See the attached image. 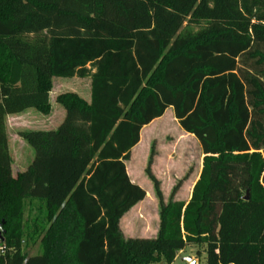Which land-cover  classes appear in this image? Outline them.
<instances>
[{
	"label": "trees",
	"instance_id": "1",
	"mask_svg": "<svg viewBox=\"0 0 264 264\" xmlns=\"http://www.w3.org/2000/svg\"><path fill=\"white\" fill-rule=\"evenodd\" d=\"M54 77H89L91 100L61 93L57 129L19 131L35 158L14 176L5 117L50 114ZM168 108L200 175L166 201L151 153L159 228L126 237L147 196L126 162ZM0 231V264H172L192 244L264 264V0H0Z\"/></svg>",
	"mask_w": 264,
	"mask_h": 264
},
{
	"label": "rangeland",
	"instance_id": "2",
	"mask_svg": "<svg viewBox=\"0 0 264 264\" xmlns=\"http://www.w3.org/2000/svg\"><path fill=\"white\" fill-rule=\"evenodd\" d=\"M53 84L50 114L45 115L35 108H29L5 117L13 175L27 169L35 154L33 147L19 136V131L57 128L65 114L64 107L57 101V96L61 93L75 92L90 100L89 77H54ZM146 127L148 128L142 130L140 142L132 150L128 167L135 183L147 192V198L144 202L142 218L128 217L121 222L126 237H154L159 228V202L154 185L146 173L151 153H153L151 169L160 180L166 201L178 183L180 185L174 199L188 201L202 167L203 154L199 142L194 136L181 129L172 108L167 109L160 120ZM0 233L2 234L1 231ZM27 248L30 254L38 252L36 247ZM186 257L195 259L196 264H207L206 245L187 246L178 253L172 264H190L184 260Z\"/></svg>",
	"mask_w": 264,
	"mask_h": 264
},
{
	"label": "crops",
	"instance_id": "3",
	"mask_svg": "<svg viewBox=\"0 0 264 264\" xmlns=\"http://www.w3.org/2000/svg\"><path fill=\"white\" fill-rule=\"evenodd\" d=\"M53 87H54V84H53ZM53 90V89H52ZM52 92V91H51ZM90 92H91V79H90ZM50 95H51V93H50ZM85 99V98H84ZM90 100H91V97H90ZM90 100H87V101H90ZM169 109V108H168ZM65 110V109H64ZM65 115H66V111H65V114H64V118H65ZM162 117H160V118H158V119H155L153 122H151L150 124L152 125V123H155V122H157L158 120H160ZM64 120V119H63ZM63 122V121H62ZM61 122V123H62ZM60 123V124H61ZM149 124V125H150ZM60 126V125H59ZM58 126V127H59ZM148 126V125H147ZM57 127V128H58ZM57 128H55V129H57ZM148 127H144L142 130L144 131L145 129H147ZM49 130H54V129H49ZM141 133H142V131H141ZM133 150V149H132ZM35 151V150H34ZM34 158H35V154H34V157H33V160H34ZM33 160L31 161V163L33 162ZM128 162L129 161H127L126 162V169H127V173H128V175H129V177H130V179L132 180V182H134L135 183V180H134V177H132V174H131V172H130V168L128 167ZM30 163V164H31ZM29 164V165H30ZM28 168V167H27ZM26 170V169H25ZM24 171V170H23ZM20 172H22V171H19L18 173H17V175L20 173ZM17 175H14V176H17ZM193 189V188H192ZM190 197H191V195H190ZM146 198H147V196H146ZM146 198L143 200V201H141V202H139L138 204H136L132 209H130V211H128L125 215H124V217L122 218V220H121V222L122 221H124L126 218H128V217H130V219L131 218H137V219H140V218H142V213H143V209H144V202H145V200H146ZM189 200V199H188ZM32 218H34V216H35V214H36V210H32ZM33 247H36L37 249L39 248V242H37V243H35L34 245H33Z\"/></svg>",
	"mask_w": 264,
	"mask_h": 264
},
{
	"label": "water",
	"instance_id": "4",
	"mask_svg": "<svg viewBox=\"0 0 264 264\" xmlns=\"http://www.w3.org/2000/svg\"><path fill=\"white\" fill-rule=\"evenodd\" d=\"M249 198V193L247 194V196L245 197V199H248ZM0 236H1V233H0ZM184 260L190 262V264H196V260L195 259H192L191 257H186L184 258Z\"/></svg>",
	"mask_w": 264,
	"mask_h": 264
}]
</instances>
